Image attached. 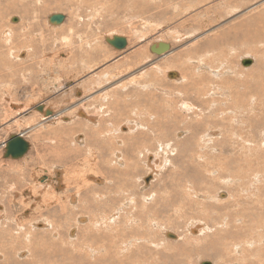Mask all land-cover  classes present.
<instances>
[{"label": "rangeland", "instance_id": "obj_1", "mask_svg": "<svg viewBox=\"0 0 264 264\" xmlns=\"http://www.w3.org/2000/svg\"><path fill=\"white\" fill-rule=\"evenodd\" d=\"M10 1L11 0H9V1L8 0L7 1L6 0H0V12H2V13H0L1 14V16H0V24L1 25L5 24V22L7 20L8 21L11 20L9 22L10 25L13 22L18 23V18L19 19L22 18V20H26V19L30 20L31 18L34 17V11H35L36 16L38 18V22L40 23L38 25V27L40 29H37V32L44 33V38H47L48 30H52L49 26V25H52L48 21L49 17L52 15H55V14H60V15L64 16V21L59 25H53V26H61L65 22V26H64V24H63L64 27L62 26L63 28L66 29V26H72V28L75 30V27H77V34H79L81 36L83 35L82 37H84V36L89 37L87 39V41L88 42L89 41L95 42L96 46H98V45L103 46L101 48L102 51L100 53L101 54L100 59L96 58L97 60H94V58H92L93 56L89 57V59H88V54L90 52V49L87 53L86 50H88V48L85 47L84 50H82V52L79 53V54H81L80 56L78 53H77L78 55L76 54V56H77L76 59L78 58L77 60L81 63L80 64L77 63L74 65L73 62L74 61L76 62V59H71L70 55L69 56L67 55V54H69L68 47H70V46H62L63 43H60L61 41H58L60 39L56 40L55 37H53V38L51 37V38H48L45 42V45H43L44 51L41 50L40 54L37 55L39 63H41V61H43L42 66H40V65L39 66L37 65L35 67L31 66V67L25 68L23 70H19L20 68L17 69L18 67L16 68L17 70H14L15 69L14 68L13 69L14 77L12 78V81H13L12 85L7 83L6 78H8V75L2 74V76H0L1 77L0 78V211L2 212L3 208H4V210H5V208H7V210L10 209L9 211L14 213V215H13L11 212L8 211L9 216H8L7 220L5 219L6 215L4 216V214H6V213H3V212L0 213L2 216V218H0L1 219L0 225L3 224L4 221H5V223L9 224L11 219H16L17 217L18 218L21 217L22 221L20 223L23 222L24 225H28V223L30 225L32 223L30 225V226H32L31 229L32 230L38 229L39 232L37 230L32 232V234H37V235H35L36 238H39V240H41V239L45 240V242H47V243L51 238L54 239V241H55L54 246H53L54 248L52 247L53 242H54L52 239H51L52 242L50 240L48 243L50 245H47V246L52 247L50 249H55L57 246L58 250L60 249V250H63V252L64 251L66 252L63 255L64 257H62L61 255H56V254L54 255L53 254L54 256H50L49 259H45L44 261H42V263H39V264H75V263L76 264H85L86 262L88 264V263H90V262H88V260H91V263H92L95 260V258L93 257L94 253L90 252V249L83 248L84 246L82 245V243L85 241V238L87 239V237L89 236L88 234L93 235V232H96V231L99 232L100 231L102 233V231H103V235H104V233H105L104 229L102 230V228H101V230H100L99 228L94 227L93 226L94 223L91 222L92 219L98 220V217L101 215V213L98 214V217H95L91 213L84 214V216H83V214H80L79 212L74 213V212L68 211V215H70L72 213L75 215H73V214H72V216L70 215L72 218L68 217V215H67L65 218L62 216L63 213H61V212L59 213L60 210L56 211L59 214L56 213V216H55V214H54L55 211L50 209L49 212H45V210H43V211L40 210V212L42 211L41 212L42 215H41V213H39V211H32L34 213H32V212L24 213L25 214L24 215V214H21L23 211H22V208L19 207L20 205H18L20 202L24 201L23 198L18 199L19 201L15 200L12 203H9V202L6 203L7 199L8 198L10 199V197L14 193L11 191V194L8 195L9 188H12L17 194H22L23 193L22 191L27 192L28 187H30L29 178H30L31 173L36 171V169H40V168L46 169L51 174L55 173V171L62 174L60 179L63 181V180H65V178H67V179H71V178L75 179L76 178V180H77V176H79V175L84 176L85 175L84 173H90V171L92 170V165L90 167V170H87L89 168V166H86V165L90 162L95 164L96 163L95 160L97 161V163L95 164V166H97V168L99 167V169H102L104 165H103V162H101V158H102L101 154H98L99 152L97 151V154H95L94 156L91 154L92 156H90L89 151H86V149H85L87 147L86 144L84 145V147L80 146L79 147L80 150L75 149L74 147L69 145V140H68L69 137L73 138L75 136V134L76 133L79 134V132L81 135H82V133H83V135H85V132H81L82 131L81 130L82 125L77 123L78 120H76V121L74 120L72 123H70V125H71L70 131H67V130H69V129H67L64 131L65 134L61 135L60 131H58V132L57 131L53 132V131L55 130V128L58 129L63 124H60V125L57 124L56 126L55 125L51 126L50 125L51 122H44V124H42V126H37L39 124V122H41L40 117L38 115L41 112L37 111L34 108L35 106H38L40 104H44L45 106L47 105L46 108L48 107V109H50L51 111H54V113L57 112L56 114H58V112L59 113L62 112L63 109H68L66 112L61 114V115H64L65 117H68L69 114L71 113V111L74 109L73 106L78 101V99H80V98L82 99L84 97L83 100L86 98L84 100V102L90 106V107L86 106V108L89 110V112L91 114L93 111V107H94V105H93L94 101L92 98H93V96H95V94H101V96H103L102 95L103 93L114 90V89L120 87L122 84L127 83V81L129 79L136 78L138 76L141 77V79L143 81L146 80V82H144V83L150 82V80H152V79H154V80L157 79L158 85H159V83L162 84L161 89H166V88L168 89V87L174 86V85H167L166 81L167 80L172 81V80L177 79L176 77L172 78V79L169 78L168 74L171 72H175V71L177 72V74L180 73L181 71L179 69H181V68L184 69V64H185L184 61L187 59V57L189 58L190 56H192V58L194 59L193 60L194 66L199 67L200 66L199 63L198 64L195 63L196 57L200 58V60L204 64H207L206 60H207V56H208L209 60H213L212 64L214 67H218L219 69L220 68L223 69V70H221L222 71L221 73H223L222 77H225L223 80L231 79V80H229L231 83H232V81L236 82V83L234 82V84H231L233 86L232 88L234 89V91H237L236 93H238L242 89L241 92H239V93H243L242 94V95H244L243 97H246L245 94H248L250 89H252L253 91L250 92V95H254V97H252L253 100L255 98L258 99V100H254V103H253L254 106L252 105V107L250 106V108H248V107L243 108L241 106V108L239 109V114L240 113L242 114V111H241L242 109L245 112H243L242 115L241 114L239 115L240 118L238 117L239 118L238 121H243V122L245 121V122H247L246 124L251 123L250 125H253V126H251V129L242 133V131H240L241 129H239L240 125L238 124L237 121H236V124L233 126L234 127L233 129L234 130L239 129L238 130L239 132L237 131L234 134L235 139L243 137L241 134L244 135V133H245L244 137L247 136V138H248V135H249V139L254 138V141L253 140H251V141L256 142V143H252L249 145L253 146L256 144L255 145L256 149H258L260 147L262 148V149L260 148L261 150L259 149L260 151H258V150L253 151L252 156L244 155L245 153H243V152L246 149H242V148H240V146H239V151L241 152V150H243L242 154L239 151L237 152V154H238L237 156H242L243 160H246L247 158H251V159L254 158L253 160H255L256 157H259L256 159L259 161L255 160L256 164H254V165H256L257 168L260 169V167H258V166L263 163L262 160L264 157L263 145L258 144L261 142V140L263 141V139H264V137H262V133H261L264 130V109H263L264 108V87L262 86V85H264V79L262 81L258 75H254V73H251V72H254L255 71L254 69H256V70H258V72L260 74H262L261 77L264 78V72L262 71V70H264V68L262 69V67H264V65H263L264 60H262V58L264 59V37L263 38H262V36L257 37L255 35H254L255 37L253 35L250 36L246 31L247 30L246 27H249V26L254 27L255 26L254 22H257L259 19H264V0H230L229 3H224L228 0H205V3L203 5L198 6L197 8H194L191 11L183 12V13H182V9L180 7H188V6L190 7L196 3V0H181L177 9H174L172 6H167V4H163L161 2V0H158L159 4L155 7H160V10H158V9L155 10L154 9L155 3L154 2L151 3V2H149V0H90V1L89 0H87V1H84V0H26V1L21 0L22 3L26 2L29 5V7L26 11L23 9L25 12H20L19 10H13V9L12 10H6L4 7L7 5L11 6ZM95 1L97 2L96 4L94 3ZM18 5H21V3L14 4L15 7H17ZM46 5H49L50 9H48ZM161 5H163V6H161ZM233 5L238 6L239 9H237V11H232V8L234 7ZM161 7H163V9H161ZM229 7H230V9H229ZM3 8H4V10H3ZM92 9H93V11H92ZM95 10L98 12H96ZM206 12H207V14H206ZM227 12L229 14H227ZM94 13H96V14H94ZM10 15H11L12 19H11V17H9ZM99 15L101 17H99ZM237 15H240V16H237ZM217 16L220 17V19H218ZM8 17H9V19H7ZM45 19L47 20V24H46ZM92 20H93V22H92ZM252 20H254V21H252ZM84 22L86 23V25L84 24ZM194 23H195V25H194ZM45 24L47 25L48 29L45 28ZM235 24L237 26L239 25V27H237ZM63 28H60L54 32H57V33L62 32ZM239 28H242V29H240L241 35L238 32ZM65 29H63V31ZM78 29H81V30H78ZM86 29H88L86 31V33L88 35L83 34V32L85 33ZM59 30H61V31H59ZM244 30H245V32L242 33L241 31H244ZM64 32H65V34H67V35L64 34L65 37H67L69 35V31H64ZM235 32L237 33V35L235 34ZM50 33H52V32H50ZM218 33H219V39L216 41L211 40V39H213L212 35L213 34L216 35ZM112 35L126 38L127 39L126 40L127 46L122 50H116L113 47H111L110 45H108L106 43V41H104V38L106 39V37H109V38L114 37ZM222 35H224V38H222ZM234 35H236V36H234ZM53 36H56V35L53 34ZM240 36H242V37H240ZM243 36L246 38L244 39ZM239 37L241 39L242 38L243 39L241 40ZM250 37H252V38L254 37V38L251 39ZM70 38H72L71 43H74V45L73 44L72 45L75 47V45H77V42H75L76 36H73L71 34ZM138 38H139V40H137ZM130 39H131V42H130ZM255 39H256V41H255ZM134 40H135V42H134ZM208 40H211L210 43H214V46H204V44ZM20 41L23 44L29 43L27 39L26 40H20ZM159 41H162L163 43H166L169 45V48H170L169 52L170 53L168 55H164L165 57H163V55H155V54L150 52L149 44L156 45V43H158ZM193 42L196 46L193 44ZM227 42H228V44H227ZM242 42L244 45L242 44ZM218 44H220V45H218ZM95 45H93V47ZM34 46L39 50L41 49V45L38 43L34 44ZM253 48L255 49V51ZM24 49H27V48H24ZM60 50H62V51H60ZM64 50H66V51H64ZM192 50H193V53H192ZM131 51H136V52L139 51V55L136 59H132L129 62L127 61L126 64H128V65H126L124 58ZM171 51H172V53H171ZM179 52L180 53L182 52L184 54L185 58L182 56L183 54L182 53L180 54ZM141 53H142V55H141ZM55 54H57L58 56H56ZM143 54H144V56H143ZM173 55H175V59H178V61H180V62L175 63L174 64L175 66H173L174 67L173 69L166 70L168 67L166 65H164V63L169 62L171 60V57H172V59H174ZM23 57L21 58L22 59L21 61H13V60H9V59L8 60L13 62L14 65H18L19 62H25L26 64H30L32 62L31 57H29V58L25 57L24 59H23ZM79 57H81V58H79ZM167 57L169 59H167ZM181 57H183V58H181ZM56 58H58V59H56ZM91 58L93 59L94 62L92 61ZM243 58L244 59H249V58L252 59L254 64L251 63L252 65H250L249 67H243L241 64V59L244 60ZM258 58H260L261 60L259 59V61H258ZM68 60H70L71 62L67 63ZM82 60H83V62H82ZM56 61H58V63ZM222 61H224V62H222ZM65 62L67 64H65ZM90 62H93V63H90ZM89 63L92 65H90ZM95 63L97 66L95 65ZM221 63H222V66H220ZM85 64L87 65V67L93 66V69H95V70L92 71V74H91V72L86 73V69H85V67H83V66H85ZM181 65H183V66H181ZM27 66H29V65H27ZM128 66H131V67L133 66V68L131 70H127ZM180 66H181V68H180ZM74 67L76 69L77 68H79V69H77V70L73 69ZM97 68H98V70H97ZM177 68H179V69L176 70ZM200 68L201 67H199L198 70H197V68H196V70L194 68L195 74H198L199 72H203V71H205V72H203L204 74L207 72V70L201 71ZM245 68H247V69H245ZM157 70H159V72H157ZM214 70L218 71V69L216 70V68ZM11 71H12V69H11ZM98 71L100 74H97ZM100 71H102V72H100ZM122 71H124V72H122ZM149 72L150 73L152 72V73L150 74ZM103 73L107 74V78L106 79L102 78L99 81L100 83L98 84L97 87L100 89L98 90L97 87L94 88V85H92V87H91V85H89V80H92L93 79L92 77H94L93 80L98 81L99 79H97V77H99V76L101 77V75ZM227 73H229V74H227ZM69 74H70V77H69ZM58 75H59V78H61V77L63 78V79L61 78L59 80V83H58L60 89L63 90V88L66 87V89H64V91L67 90L69 92L71 91V88H72V90H80L81 95L77 96L78 98H76V99H69L68 101H63L62 98H60L61 96L59 95L61 93L60 89H57L56 87L54 89L53 88L48 89L45 85L48 84V82L52 79V77L54 78ZM81 76H83V77H81ZM162 76H163V78H162ZM3 77H5V78H3ZM67 77H69L70 79L69 78L67 79ZM154 77H157V78H154ZM222 77H221V79H222ZM4 79H5V81H4ZM84 80H86L85 81L86 83L82 82ZM260 80L262 81V83L260 82ZM163 81L166 82L165 83L166 86L164 85ZM67 82H68V84H67ZM119 84H121V85H119ZM63 85H65V86H63ZM86 85H89V86H86ZM240 85H242V88L239 87ZM260 85L262 86V88L260 87ZM69 86H70V90H69ZM234 86H235V88H234ZM244 86L247 87L249 89V91L244 90ZM73 87H75V88H73ZM84 87H86L85 89H87L88 91H85ZM257 87H258V89H257ZM101 88L102 89L104 88V89L102 90ZM107 88H108V90H107ZM237 88H239V89H237ZM133 89L134 88L129 87V89H128L130 91L129 94L135 90V89L134 90ZM147 92L148 93H154L155 92L153 94V95H155V97L153 98V99H155V100H153L155 104L152 101V104H154L152 106L155 107L156 109H157V106H158V108H159V106H162V107L174 106V100L178 98V97L175 98L174 94L170 95V92H169L168 93L170 95L169 100H171L172 101L171 103H173V105H170V104H165L166 103L165 99H163V100L161 99V96L165 97V98L167 97V95H164L162 92H159V91L156 92L155 90L152 91L151 89H149ZM258 92H261V93H258ZM117 93H118V95H120L119 94L120 92L117 91ZM136 94H138V93H136ZM158 96H160V97H158ZM183 98L189 99L190 101L191 100L194 101L193 95L188 94V93H187V95L183 96ZM141 99H143L142 96H141ZM6 100H7V102H6ZM108 100L109 99H107V101ZM97 101H99V103H102L103 106L107 102V101H102L101 98L98 99ZM256 101H258V103L260 105ZM67 102H69V103H67ZM99 103H97V104H99ZM147 103L148 102L145 103L146 104L145 106L149 107L148 105H150V104L149 103L147 104ZM12 104H18V105L24 106L25 108H27V110L31 111V115L26 116L24 113L22 114L23 116L18 115L19 113H15L16 109H13L12 107H10ZM64 104H67V105H64ZM256 104H258V106L260 108L258 106H255ZM63 105H64V107H63ZM220 106L222 107L223 105L220 104ZM230 109H231V107H230ZM230 109H229V111H232ZM250 109H252V111H249ZM253 109L254 110L256 109V110L253 111ZM220 110H223V107ZM164 111L166 114L171 113L169 109H164ZM248 111L251 114L248 113ZM83 112H82V114H83ZM246 112H247V114H245ZM254 112H256V113H254ZM94 113L95 112H93V114ZM159 113H160V116L162 117V115H161L162 111ZM32 114H33V117L35 119H33ZM114 114H116V115L114 116V115L108 114L106 117L108 119H111V121H112L111 122L112 126L110 127L113 129V132H114L112 134V136H113L112 138L116 139V138L120 137V134L119 135L117 134L118 132H117V128H116V127H118V123L120 121H123V120L124 121L122 123H125L126 121L128 122V119H134V118L131 114L127 118H124V116L122 118H119V115H118L119 113L115 110H114ZM248 114H249V116H248ZM47 117H49V116H47ZM243 117H245V118L248 117V118H246V120H245V118H243ZM13 118L14 119L16 118V119L14 120ZM17 118H19V119H17ZM79 118H83V116L79 117ZM252 118H253V120H252ZM36 119H38L39 121ZM101 119H102V117H101ZM153 119L154 118H152L151 120H153ZM158 119H159V117H158ZM249 120H250V122H249ZM202 121L205 124H207L206 127L208 128L210 125L208 123V121H206L203 118H202ZM189 123H190V120L187 122L175 121L173 119L166 120L162 124V128L160 130L164 138L158 137V138H160V140L157 142V148H156V143H155L157 140V131H155L152 134L151 138L144 139L137 146L138 151L132 152L131 150H129L128 158L131 159V160H129V164L131 166H132V163L134 164L135 173L133 174V176H136V177L141 176V177H139L140 180L139 179L136 180L138 182L140 181L139 183L138 182L137 183L140 184L141 187L142 186L145 187V184L143 182V178L145 177L147 170H148L147 166L145 165V162H147L148 158H149L148 154H146V152L158 155V157H159L158 159H159V161L161 160L160 162L162 165V166H159L160 168L157 171V174L150 181V184H152V185H150V187L148 185V186H146V188H144L142 190L143 191L142 193L145 196L147 194H148V196L153 195V198H154V199L150 198L151 203L148 205V207H152L154 209V211H153V209L152 210L150 209L148 211L147 217H152L153 214L156 212L157 214L156 213L155 214L157 215V217L159 216L158 218L156 217V222L158 220V222L161 223L159 225L161 229H158V227L156 229H155V227H153L151 229L149 227L152 230V232L154 233V234L152 233V235L155 236V238L151 239L152 241L151 240L150 241L154 245H157V247L150 244L149 241H146L143 243L141 241L138 243L135 242L134 245H140V247L142 249H135V251H134L133 248H135L136 246L129 249L130 251L133 249L132 250L133 253H136L137 251L140 252V255L138 256L140 259L139 258L136 259L133 257V260L135 262L134 264H147V262H148V264H151V263L152 264H162L164 262H165L164 264H167V263L172 264L175 257L176 258L182 257L181 254H182L183 250H180L181 247L187 248V246H189V244H188L189 241L184 242L185 239H187V240L189 239L188 236H192V235H188V233H187V224H189L190 221L194 219V220H201L209 226V221H208V219H205V216L201 210L200 211L196 210L191 205H185V204H183V202L176 200V194L179 192V190H178V192H176L177 190H175V189H178L180 183L183 182L182 180L184 178L185 179L187 178V176L184 175V174H186L184 169H186V166L188 164L187 163L188 159L186 160L185 155H184L185 157H182L183 152L181 151L180 148L177 149V151L175 150V148L172 146V144H173L172 142L170 143L171 145H170L169 149L168 148L165 149L164 147H165V143L169 142L170 139L172 140V136L176 140L177 139L183 140V139L187 138L188 136H190L194 130V133L196 135H198L199 137H201L200 142L202 143V145H203L202 147H203L204 151L206 152V157L204 159V162L206 161L209 164H212L213 166L209 165L211 167H216V166L218 167L219 165H216V164L220 160V148L218 151V148H217L218 143H214V144H211V143L213 141H216V140H221V139H223V137L220 138L222 135L218 129L211 130L210 131L211 133H209L207 135V140H210V141H204L203 137H204V134L206 133V132H204V128L201 126H196L193 122H192L193 128L186 126V125H190ZM143 124L146 125V123H143ZM74 125H77V126L74 128ZM78 125H80V126H78ZM34 126H37V127H34ZM181 126H184V132L182 133L180 131L179 133L175 134V131L177 129H180ZM45 127H46V129H45ZM77 128H78V130H76ZM209 129L210 128H208V131H209ZM44 130H46V131L50 130V131L45 132ZM114 130H116V131H114ZM245 130H246V128H245ZM72 132H73V134H72ZM137 133H139V132L135 131L133 133L126 134V136L133 137V136L138 135ZM252 133L254 134V137H252ZM259 133H261V134H259ZM19 134H22L20 137L23 140H25L28 144L29 149L27 150V153L25 155H23L21 158L16 159V160L11 159V158L5 159L3 157L5 150L3 147L1 148V146L4 145L9 140V137L19 136ZM237 134L239 137L236 136ZM258 134H259V137H258ZM85 136H87V135H85ZM244 137H243V139H244ZM55 138H62V139L61 140H55ZM259 138L261 140H259V142H257ZM82 139L83 138H81L79 140L80 143H81ZM65 144H66V146H65ZM158 145L162 146V150L158 149ZM244 145H246V144H244ZM60 146H61V148H60ZM64 146H65V149H69L71 153L65 152V155H64L63 152L59 151L60 156H62L60 158V160L54 161L55 159L53 157H52V159H54V160H51V157H50L51 155H49L48 153L50 151L54 152L55 149H57V151H58V149L63 151ZM89 146H90V144H89ZM117 146H118V148H125L124 146H119V145H117ZM255 146H253V147H255ZM57 151H56V153H57ZM256 151H258V152L256 153ZM254 152H255V154H254ZM130 153H132V154H130ZM258 153L261 155H259ZM256 154H258L259 156H254ZM105 155H104V157L107 156V155L106 156ZM42 156H44L45 160H43V161L38 160ZM228 156H230V155H228ZM261 156H262V158H261ZM46 157H48L47 160H46ZM146 157H147V160H145ZM236 157L232 161H235L236 163L239 161L241 163V166L246 164L248 167H247V169H246L247 171L245 173L249 172L251 174V171H249L250 166L247 164V161H243L240 159L237 160ZM244 158H246V159H244ZM260 159H262L261 162H260ZM150 161H151V159H150ZM232 161L230 160V163H232L230 165L233 166L232 172L234 171L233 173H235V174L233 175V173L231 171H226L227 174H229L228 177L229 176L233 177V176L237 175L238 172L236 173V170L238 171L240 169L239 167H235L236 165H233L234 163ZM185 162H186V164H185ZM239 162L237 164H240ZM263 165L264 164L261 165V168L263 167V169H264ZM256 166H253L254 169ZM253 167H250V168H253ZM257 168H256V171H259V170H257ZM19 169L22 170L20 172L21 174L17 173V171H19ZM52 170H55V171L52 172ZM210 171H215V170L211 169ZM75 173L77 174V176ZM149 173H151V172L149 171ZM222 173H224V172L223 171L220 172V174H222ZM14 175H16L17 178H19V180H21L19 182V183H21L19 186H15V183L13 182ZM153 175H154V173L152 172L151 176L153 177ZM188 175H190V174H188ZM23 176H25L26 179H24ZM62 176H64V178H62ZM72 176H74V177H72ZM97 176H99V175H97ZM99 177H100V181L102 182V185L104 186V184H106V180L102 176H99ZM182 177H183V179H182ZM21 178L24 179V182H23V179H21ZM25 180H27V181H25ZM180 180H181V182H180ZM66 181L67 180H65V183H67ZM136 181L134 180L133 182L136 183ZM216 181H217V186H218L219 191L221 189L222 190L220 192L219 191L217 192L213 186H210L212 195L209 194V197L212 199L213 194H215V196H216L215 202L213 199L212 200L210 198H208V199L203 198L202 199V197L198 198L197 202L199 204H203V205L198 204L199 207L208 206L209 204L211 206L214 205L215 211L211 210L214 208H212L210 205H209V207L211 209H208L206 207L208 209V211L207 210L206 211L208 212L207 214H210L212 217H214L215 221L218 223L219 214L222 213L219 210V205L220 206H222L221 204H223L224 206L228 205L232 201V198L230 199L229 197H231V196H229V194L223 189V187H225V186L222 183V181L221 180L220 181L216 180ZM24 183H25V186H24ZM63 183H64V181H63ZM138 184H133L134 188H132L131 192H129L131 196L134 192L137 191V187H138L137 185ZM70 185L73 186L72 183ZM21 186L23 188H19L17 191L15 190ZM256 187H259V185H257ZM82 190L83 189H81L80 191L81 192L85 191V190H83V191ZM146 190H148V192ZM149 190L151 192H149ZM19 191H20V193H19ZM255 192H256V190H255ZM218 193L223 195V197L225 198V201L221 204H219V196H218L219 194ZM165 194H168V195H166V197H167L168 201L169 200L171 201V203H169V205L172 204V206L168 209H166V207L162 205V201H166V197H165V199L164 198L162 199V197H164ZM173 197H174V199H172ZM3 200H4V202H3ZM152 200L156 201L155 206H151V204L153 202ZM31 201L32 200H30V202ZM207 201H210V202H207ZM251 201H252V199L251 200L250 199H244L245 204H248V203L251 204ZM225 202L226 203L228 202V204H226ZM207 203H209V204H207ZM244 203H242L243 205L241 207L246 206V205H244ZM77 205H78V202H77ZM157 205H158V207H157ZM12 208H14V209H12ZM161 209H163V210H161ZM158 210H159V212H158ZM19 211H21V212H19ZM73 211H75V210H73ZM166 211H168V212L166 213ZM52 214H54V215H52ZM60 214H62V215H60ZM26 216H28V218ZM51 216H53L54 218ZM60 216H62L63 218ZM73 216H75L77 218H75ZM33 217H35V218H33ZM164 217H165V219H164ZM38 218H40V219L38 220ZM50 218H53V219H51V222L55 221V222H57V224H58V221L59 222L61 221L60 222L61 224L59 225L61 228L60 229L56 228V229L52 230L54 227H51L52 229L50 227H48L46 230H44V229L41 230L40 229L41 227H39L40 226L39 224H42V223H40V222L49 223ZM67 218H69L70 220ZM81 218H84V221L80 223L79 220ZM89 218H90V220H88ZM160 218L162 219V221ZM24 219H25V221H24ZM31 219L33 221L37 220L38 222H33ZM56 219H57V221H56ZM64 219L66 222L68 220L69 223L62 221ZM252 219H254V217ZM97 220H95V222ZM77 223H78V225H77ZM122 223L124 224V222H122ZM67 224H70V225H67ZM143 224H144V222H143ZM143 224H142L141 228L137 230L138 232H136V233H138L140 235L143 234ZM82 225H83V227H82ZM29 227L26 226V228H28V229L25 228L26 231L29 230ZM33 227H36V228H33ZM86 228L87 229L89 228L88 229L89 231H86L87 230ZM48 230H49V232H48ZM56 230L58 233L56 232ZM70 230L71 231L77 230V232L74 231L75 233H74L73 237L72 236L70 237V235L68 234ZM50 231H52V232H50ZM164 231L166 233H170V235L172 234L174 236V239H170L168 237H165ZM29 232H30V230H29ZM145 232H148V231L146 230ZM49 233H50V235H49L50 237L47 235ZM54 233L58 234V236L55 235ZM76 233H78V234H76ZM51 234H54L55 236L51 235ZM80 236H82V239L80 238ZM193 236H195V235H193ZM45 237L48 238L47 239L48 241H46ZM57 237H60V238H58V242L56 241ZM249 237L250 236H244V238L242 237L241 241H246L247 238H249ZM198 238H199L198 244H205L206 243V240H207L206 238H204V237H198ZM61 239L62 240L64 239V241H62ZM182 239H183V242H182ZM75 240H76V242H74ZM208 240L210 241V239H208ZM78 241L81 243V245L78 243ZM166 242L176 244V247L179 249H171L170 247H166V245H167ZM57 243H59L61 247H58L59 245ZM70 245H72V246H70ZM178 245H180V246H178ZM25 247H26L25 251L27 253H29L28 250H30V249L27 246H25ZM48 249L49 248H47V250ZM261 249H263V250H261ZM86 250H89V251L86 252ZM129 250H127V251H129ZM25 251H23V252L20 251V252L24 253ZM83 251L85 252V254ZM173 251L175 252L176 255L174 254ZM48 252L51 253L49 250H48ZM55 252H58V251H55ZM73 252H75L76 255H74ZM121 252H123V250H121ZM121 252H119V253L122 254V256L116 251V253L119 254V255L117 254V257H119V256L123 257V258L119 257L122 260V259H124V256L126 257V255L124 254V252L123 253H121ZM156 252H158V253H156ZM260 252H261V254H260ZM21 253H19V254H21ZM27 253H25V254H27ZM151 253L153 254V256ZM80 254H82V255H80ZM239 254H240V257L238 258ZM27 255H24V257H20V258L18 257L17 260H22V262H26L27 260L26 259L24 260V258H29V257H27ZM85 255H86V257H85ZM263 255H264V241L259 239L258 242L253 246L242 245L240 248V251L237 254L230 253L231 258H229V259L231 262H229L228 264H241V263H244V264H253V263L254 264H264V256ZM147 256H148V258H147ZM141 257H142V259H141ZM151 257H153V259H151ZM143 258L145 260H143ZM154 258H156V261ZM203 258H206V257H203ZM261 258H263V259H261ZM74 260H76V261H74ZM159 260H160V262H159ZM187 260H188V263H190V264H200V262L201 263L205 262V263H209V264L210 263L211 264L222 263L221 258H220V263L217 259H211V258H207V259L201 258L200 259L199 252L197 250H192V253H190L187 257ZM237 260H238V262H241V263H238ZM262 260H263V262H262ZM0 261L2 262L1 256H0ZM107 262H104V263L107 264ZM184 264H186V263H184Z\"/></svg>", "mask_w": 264, "mask_h": 264}, {"label": "bare ground", "instance_id": "obj_2", "mask_svg": "<svg viewBox=\"0 0 264 264\" xmlns=\"http://www.w3.org/2000/svg\"><path fill=\"white\" fill-rule=\"evenodd\" d=\"M24 1H26V0H24ZM84 1H87V0H84ZM10 2H11V6L7 5V6L4 7L6 10H12L13 9V10H19L20 12H25L28 9V7H29V5L26 2L22 3L21 0H11ZM149 2H151V3L154 2L155 3L154 4V9L155 10H157V9L160 10V7H155V6H157L159 4L158 0H149ZM161 2L163 4H167V6H172L174 9H177L179 4H180V2H181V0H161ZM229 2H230V0H228V1L224 2V3H229ZM16 3H21V5H18L17 7H15L14 4H16ZM94 3L96 4L97 2L95 1ZM204 3H205V0H196V3L194 5H192L190 7L188 6V7H180V8L182 9V13L183 12H188V11H191L192 9H194V8H197L198 6L203 5ZM46 6H47L48 9H50L49 5H46ZM161 6H163V5H161ZM4 8H3V10H4ZM93 9H92V11H93ZM161 9H163V7H161ZM229 9H230V7H229ZM237 9H239V7L238 6H234L232 8V11H237ZM96 12H98V11H96ZM0 13H2V12H0ZM94 14H96V13H94ZM206 14H207V12H206ZM227 14H229V13L227 12ZM0 16H1V14H0ZM237 16H240V15H237ZM9 17H11V15ZM9 17L7 19H9ZM99 17H101V16L99 15ZM217 18L220 19V17H218V16H217ZM11 19H12V17H11ZM7 21L3 25L0 24V76H2V74L8 75V78H6L7 79V83H9L11 85H12V82H13L12 78L14 77V72H13L14 68H15L14 70H17L19 68H20L19 70H23V69L31 67V66L32 67H35L37 65L38 66L39 65L42 66V62L43 61H41V63H39L37 55L40 54L41 50L44 51L43 45H45L46 40L48 38H51V37L52 38L55 37L56 40L60 39L58 41H61L60 43H63L62 46H70V47H68L69 54H67V53L66 54L68 56L70 55L71 59H76V57H77L76 54L77 53L78 54L81 53L82 50H84L85 47L88 48V50L85 49L87 51V53H88V51L90 49V52L88 54V59H89V57H92V56H93L92 58H94V60H97L96 58H99V59L101 58L100 57L101 56L100 53L102 51L101 48L103 46L102 45L96 46L95 42H90V41L88 42L87 41V39L89 37H86V36L82 37L83 35L81 36V35L77 34V27H75V30L72 28V26H66V29L63 28L65 26V22L63 23L64 26H63V24L61 26H53V25H49L48 24L52 30H48L49 33L47 32V34H48L47 38H44V33L37 32V29H40L38 27V25L40 23L38 22V18L36 16V12L35 11H34V17L31 18L30 20H27V19L26 20H22V18L21 19L18 18V23L13 22L11 25L9 23L11 20H9L8 22ZM45 21H46V24H47V20L46 19H45ZM252 21H254V20H252ZM263 21H264V19H259L257 22H254V25H255L254 27H250V26L246 27L247 28V30H246L247 33L250 36H252V35L253 36L255 35L257 37H261L262 36V38H263L264 37V27H263L264 26V22ZM92 22H93V20H92ZM46 24H45V28L48 29ZM84 24L86 25L85 22H84ZM194 25H195V23H194ZM237 27H239V25ZM60 28L65 29L64 31H69V35L67 37H65V35H67V34H65L63 29H62V32H59V33L54 32V31H56V30H58ZM240 29H242V28H239L238 32L241 35ZM78 30H81V29H78ZM87 30L88 29H86L85 33L83 32V34L88 35L86 33ZM59 31H61V30H59ZM50 32H52V33H50ZM241 32L244 33L245 30L241 31ZM53 34H55L56 36H53ZM71 34L73 36H76V41H75V42H77V45H75V47L77 46L76 48L73 46L74 43H71V40H72V38H70ZM235 34L237 35L236 32H235ZM236 35H234V36H236ZM112 36H114V35H112ZM212 37H213V39H211V40H215V41L218 40L219 39V33L216 34V35L213 34ZM240 37H242V36H240ZM222 38H224V35H222ZM243 38L245 39L246 37L243 36ZM250 38L253 39L252 37H250ZM26 39L29 42L27 44H23L20 41V40H26ZM106 39H111V38L106 37ZM106 39L104 38V41ZM125 40H127V39L125 38ZM137 40H139V38ZM211 40H208L207 42L205 41L206 43L204 44V46H214V43H210ZM255 41H256V39H255ZM130 42H131V39H130ZM134 42H135V40H134ZM36 43L41 45V49L40 50L37 49L34 46V44H36ZM159 43H163V42L159 41L158 43H156V45H158ZM193 44H194V42H193ZM227 44H228V42H227ZM242 44H243V42H242ZM93 45H95V46L93 47ZM218 45H220V44H218ZM151 46L152 45L149 44V49H150ZM24 48H27V49H24ZM60 51H62V50H60ZM64 51H66V50H64ZM169 51H170V48H169ZM169 51H167L166 53L162 54L163 57H165L164 55H168L170 53ZM254 51H255V49H254ZM171 53H172V51H171ZM192 53H193V50H192ZM55 55L58 56L57 54H55ZM80 55L81 54H79V56ZM138 55H139V51L138 52L131 51L124 58L125 64H126L127 61L129 62L132 59H136L138 57ZM141 55H142V53H141ZM143 56H144V54H143ZM173 56H174V59H172V57H171V60L169 62L164 63V65H166L168 67L166 70L173 69L174 68L173 66H175L174 64L180 62V61H178V59H175V55H173ZM182 56L184 57V54ZM22 57H23V59L25 57H28V58L31 57L33 63L31 62L30 64H26L25 62H19L18 65H14L13 62L9 61V60L21 61ZM183 57H181V58H183ZM79 58H81V57H79ZM56 59H58V58H56ZM77 59H76V62L75 61L73 62L74 65L77 64V63L78 64L81 63ZM167 59H169V58L167 57ZM259 59L260 58H258V61H259ZM193 60L194 59L192 58V56H190L189 58L187 57V59L184 61V63H185L184 64V69L181 68V66H183V65L180 66L181 69H179V68L176 69V70L179 69L181 71L180 73H178L179 75L177 74L176 71L175 72H171V73H175L176 74V78H177L176 80H172V81L167 80L166 81L167 83H166V82H164L165 80L163 79L164 80L163 81L164 85H165V83L167 85H174V86H170L171 88L168 87V89L167 88L166 89H161L162 88L161 87L162 84L159 83V85H158L157 79H155V80L152 79V80H150V82L144 83V82H146V80L143 81L141 79V77L138 76L139 78L138 77L131 78V79H129L127 81V83L122 84V85L119 84V85H121L120 87H118L116 89L113 88L114 90H111L109 92L103 93L102 94L103 96H101V94H95V96H93V98H92L93 101H94V104H93L94 107H93V111H92L91 114H90L89 110L86 108V106L88 107L89 105H87L84 102V100L86 99L85 98L83 100L84 97L82 99L81 98L78 99V101L73 106L74 109L71 111L70 114L68 113L69 114L68 117H65L64 115H61L64 112H66L68 109H63L62 112H60V113L58 112V114H56L57 112L54 113V111H51L50 109H48V107L46 108L47 105L45 106L44 104H40L38 106H35L34 107L35 109L37 107H39V106L43 107V111L38 114L39 117H40L41 122H39V124L37 126H42V124H44V122H51V124H50L51 126L52 125L56 126L57 124L58 125L63 124L64 126L63 125L60 126L59 127L60 129L59 128L58 129L55 128V130L53 129L54 130L53 132L60 131L61 135L65 134L64 131L67 130V129H69L67 131H70V126H71L70 123H72L74 120L75 121L78 120L77 123L82 125V128H81L82 131L81 130L80 131L81 132H85V135H87V136L83 135V133L81 135L80 132H79V134L76 133L75 136L73 135L74 136L73 138L68 136L69 137L68 138L69 145L74 147L75 149H79L80 146L84 147V145L86 144L87 147L85 149H86V151H89L90 156H92V155L94 156L95 154H97V151H98L99 152L98 154H101V156H102L101 162H103L104 166L102 165L103 166L102 169H99V167L97 168V166H95L97 161L94 159L95 162H96L95 164L90 162V163H88L86 165V166H89V168L87 167L88 168L87 170H90V167L92 165V170H91L92 172L90 171V173H84L85 174L84 176L83 175L77 176L78 173L76 172L77 174L76 173L75 174L77 176V180H76V178L75 179H73V178H71V179L65 178V180H67L66 181L67 183H65V180H63L64 181V183H63V181L60 179L62 174L56 172L55 170H52V172L55 171V173L51 174L46 169H43V168L36 169V171L31 173V175L29 174L30 175V178H29L30 187H28L27 192L22 191L23 192L22 194H17L12 188H9L8 195L11 194V191L14 192V193L12 194L11 197L9 196L10 199L8 198L7 202L6 201L5 202L6 203H8V202L12 203L15 200L23 198L24 201H22V202H20L18 204V205H20L19 207H21L22 211H23L21 214L30 213L32 211H39V213H41L43 210H45V212H49L50 209L55 211V213H54L55 216H56V213H58L56 211L60 210L59 213L60 212L63 213V215L62 214H60V215H62L65 218L68 215V211L74 212V213L75 212H77V213L79 212L80 214H83V216H84V214L91 213L95 217H98V214L101 213V215L98 217V220L95 219V220H97L96 222H95L94 219H92L91 222L94 223V225L92 224L94 227L99 228L100 230H101V228H102V230L104 229V231H105L104 235H103V231L101 233L100 231L99 232L96 231L97 230L96 229L95 230L96 232H93V235L88 234L89 236L87 237V239L85 238V241L82 243V245L84 246L83 248L90 249V252L94 253L93 257L95 258V260L93 259L94 261L91 263V260L87 259L88 262H90L88 264H105L104 262H107V261H108L107 264H134L135 262L133 260V257L136 258V259L139 258L138 256L140 255V252L136 250L137 252L133 253L132 250L134 249V251H135V249H142L140 247V245H134V243L135 242L138 243L140 241L142 243L146 242V241H149L150 244L154 245L151 242L152 241L151 239L155 238V236L152 235L153 232H152L151 229L153 227H155V229L157 227H158V229H161L160 226H159L161 223L158 222V220L156 222V217H157V215H156L157 213L156 212H155L156 214L154 213L152 217H147L148 216V211L150 209L151 210L153 209L152 207H148V205L151 203L150 198H153V195L152 196H148V194L146 193L147 195L145 196L142 193L143 192L142 190L144 188H146V186L149 185V187H150V185H152V184H150V181L157 174V171L160 168L159 166H162V165H161V162H160L161 160L159 161V159H158L159 158L158 155L146 152V154H148V157H149L148 161L145 162V165L147 166L148 170H147V173H146L145 177L143 178V182L145 184V187H143V186L141 187L140 184H138L140 181L139 182L136 181L138 179L140 180L139 177H141V176H137V177L133 176V174L135 173V171H134L135 167H134L133 163H132V166L129 164V160H131L130 158H128L129 150H131L132 152L133 151H138V147L137 146L144 139L151 138L152 134L155 131H157V140L155 142L156 143V148H157V142L160 140V138H158V137L164 138L160 130L162 128V124L166 120L173 119L175 121H180V122H187V121L190 120V123H189L190 125H186V126H189V127L193 128V124H192V122H193L196 126H201V127L204 128V132H206L204 134V137H203L204 141H210V140H207V135L209 133H211L210 132L211 130H216V129H218L219 132H221L222 136L220 138L223 137V139L216 140V141H213L211 143V144L218 143V145H217L218 151H219V148H220V160L216 164V165H219L218 167L217 166L216 167H211V166H213L212 164H209L206 161L204 162V159L206 157V152L204 151V149L202 147L203 145L200 142L201 141V137L196 135L194 133V130H193V132H192V134L190 136H188V137L186 136L187 138H185L183 140H181V139H179V140L177 139L176 140L172 136V140L170 139L169 142L165 143V147H164L165 149L166 148L169 149V147L171 145L170 143L172 142L173 143L172 146L175 148V150L177 151V149L180 148L181 151L183 152V156L182 157L186 156V160L188 159L187 160L188 164L186 166V169H184L186 174H187V175L186 174H184V175L187 176V178L183 179V177H182L183 180L182 179L181 180L183 182L180 183L178 189H175V190H177L176 192H178V190H179V192L176 194V200H178L180 202H183V204H185V205H191L196 210H199V211L201 210L202 213L205 216V219H208V221H209V226L205 222H203L201 220H194V219L191 220L189 224H187V233H188V235H192V236H188V238H189L188 240L187 239L184 240V242H188L189 241L188 242L189 246H187L188 249L185 248V247L184 248L181 247L180 250H183L182 254L180 253L182 255V257H180L181 259L175 257L172 264H181V263L182 264H184V263L190 264V263H188L187 257H188V255L190 253H192V250H197L199 252L200 259L201 258L202 259H207V258L217 259L219 261V263H220V258H221L222 259V263H220V264H228L229 262H231L230 259H229V258H231L230 257V253L237 254L240 251V248H241L242 245L253 246V245H255L258 242L259 239L264 241V220H263L264 219V169H263V167L261 168V165L264 164V157H263V160L260 159V162L262 160L263 163L258 166V167H260V169H259V168H257L256 165H254V164H256L255 160L257 158H259V157H256L255 160H253L254 158H252V159L251 158H247V159L244 158L246 160H243L242 156H237L238 155L237 152L239 151V146L242 149H246L243 153H245L244 155H247V156H252L253 151H255V150L260 151L262 148L260 147L261 149L260 148L256 149V146H255L256 144L253 145L255 147L249 145V144L256 143V142H253L254 138L253 139H251V138L249 139V135H248V138H247V136L244 137L245 133H244V135L241 134L244 137V139H243V137L238 138L239 140L234 138V134L239 129H241L240 131H242V133H243V132L251 129V126H253V125H250L251 123L246 124L247 122H245V121L244 122L243 121H238V119L240 118L239 115L241 114V113L239 114V109L241 108V106L243 108H245V107L250 108V106L252 107V105L254 103V100H258V99L255 98L253 100L252 97H254V95H250V92H252L253 90L250 89V91H249V89L247 87H245V86H244V90L249 91L248 94H245L246 97H243L244 96V95H242L243 93H239V92H241L242 89L238 93H236L237 91H234V89L232 88L233 86L231 85V84H234L235 81H232V83H231L229 81L231 79L223 80L225 78V77H222L223 73H221L222 72L221 70H223V69L222 68L219 69L218 67H214L213 64H212L213 60H209L208 56H207V60H206L207 64H204L200 60V58H198V57H196V60H195L196 64L199 63V65H200L199 67H201L200 68L201 71L207 70V72L205 74L203 73L205 71L199 72L198 74H195L194 68H195V70H196V68L198 70L199 67H195L194 66ZM250 60L253 63V60L252 59H250ZM262 60H264V59L262 58ZM92 61H93V59H92ZM241 61H242V59H241ZM56 62L58 63V61H56ZM69 62H71V61L68 60L67 63H69ZM82 62H83V60H82ZM93 62H90V63H93ZM222 62H224V61H222ZM67 63L65 62V64H67ZM86 64H85V66H83L86 69V73L91 72V74H92V71L95 70V69H93V66H88L87 67ZM27 65H29V66H27ZM90 65H92V64H90ZM95 65H96V63H95ZM126 65H128V64H126ZM220 66H222V63H221ZM132 68H133V66L132 67L128 66L127 70H131ZM215 68H216V70L218 69V71H215L214 70ZM263 68L264 67H262V69ZM11 69H12V71H11ZM73 69H76V68L74 67ZM77 69H79V68H77ZM245 69H247V68H245ZM97 70H98V68H97ZM159 70H157V72H159ZM254 70L255 71L251 72V73H254V75H258L261 78V80L263 81L264 78L261 77L262 74H260L258 72V70H256V69H254ZM262 71L264 72V70H262ZM100 72H102V71H100ZM122 72H124V71H122ZM97 74H100L99 71L97 72ZM227 74H229V73H227ZM69 77H70V74H69ZM69 77H67V79ZM81 77H83V76H81ZM221 77H222V79H221ZM3 78H5V77H3ZM61 78H59V75L54 77V78L52 77V79L45 86L48 89L49 88H53L54 89L55 87L57 89H60L58 83H59V80ZM92 78L94 79V77H92ZM102 78L106 79L107 78V74L103 73L101 75V77L100 76L97 77V79H99L98 81H94L93 79L89 80V85H91V87H92V85H94V88H96L98 86V84L100 83L99 81ZM154 78H157V77H154ZM162 78H163V76H162ZM261 80H260V82L262 83ZM4 81H5V79H4ZM85 81L86 80H84L82 82H85ZM67 84H68V82H67ZM65 85H63V86H65ZM89 85H86V86H89ZM262 86L264 87V85H262ZM262 86L260 85L261 88H262ZM129 87L135 89V90L133 89L134 91L131 92L130 94H129L130 91L128 90ZM239 87L242 88V85H240ZM73 88H75V87H73ZM85 88L86 87H84V89ZM234 88H235V86H234ZM64 89H66V87H64L63 90L60 89L61 93L59 94L61 96L60 98H62L63 101H68L69 99H76V98H78L77 96L81 95V91L80 90H72V88H71V91L69 92L67 90L64 91ZM97 89L99 90L100 88L97 87ZM149 89H151L152 91L155 90L156 92L159 91V92H162L164 95H167L166 98L161 96L162 100L163 99L166 100L165 104L173 105V103H171L172 101L169 100V96L171 94H174L175 95L174 97L175 98L178 97V98L177 99L174 98L175 99L174 100V106H164V107L159 106V108L157 106V109H156L155 107L152 106V105L155 104L154 101H153V100H155V99H153L155 97V95H153L155 92L154 93H148L147 91ZM237 89H239V88H237ZM257 89H258V87H257ZM69 90H70V86H69ZM107 90H108V88H107ZM85 91H88V90L85 89ZM117 91L120 92L119 93L120 95H118ZM169 92H170V95L168 94ZM261 92H258V93H261ZM136 93H138V94H136ZM187 93L193 95L194 101L191 100L192 101L191 102L189 99H184L183 98V96L187 95ZM140 95L143 97V99H141ZM158 97H160V96H158ZM100 98L102 99V101H107V99H109V100L103 106L102 103H99V101H97ZM145 101L150 104V105H148L149 107L145 106L146 105ZM152 101H153L154 104H152ZM6 102H7V100H6ZM96 102L99 103V104H97ZM256 102L258 103V101H256ZM67 103H69V102H67ZM220 104L223 105L222 106L223 110H220V109H222ZM258 104H256L255 106H258ZM64 105H67V104H64ZM64 105H63V107H64ZM10 107H12L13 109H16L15 113H19L18 115H20V116H23L22 115L23 113L26 116L31 115V111L27 110V108H25L22 105L12 104ZM230 107H231V109H230ZM164 109H169L171 113L170 114H166ZM229 109L232 110V111H229ZM114 110L119 113L118 114L119 118H122L123 116H124V118H127V117L130 116V114L134 118V119H128V122L126 121L125 123H122L124 120L120 121L121 123L120 122L118 123V127H116V128H117V132H118L117 134L118 135L120 134V137L116 138V139L112 138L113 137L112 134L114 133L113 129L110 128L112 126V123H111L112 121H111V119H108L106 117L108 114L115 116L116 114H114ZM255 110L253 109V111H255ZM46 111H50V113L52 115L50 114L51 116L48 115L49 117H47V116L45 117V112ZM161 111H162V114H161L162 117L160 116V113H159ZM241 111H242V114H243V112H245V111H243V109ZM249 111H252V109H250ZM249 111H248V113H250ZM82 112H83V114H82ZM93 112H95V113L93 114ZM254 113H256V112H254ZM245 114H247V112ZM77 115L81 116V117L83 116V118H79V117H77ZM100 116L102 117V119H101ZM248 116H249V114H248ZM32 117H33V114H32ZM158 117H159V119H158ZM19 118H17V119H19ZM152 118H154V119L151 120ZM202 118L205 119L206 121H208V123L210 124L209 127H208V128H210L209 131H208V128L206 127L207 124H205L202 121ZM243 118H245V117H243ZM246 118H248V117H246ZM246 118H245V120H246ZM33 119H35V118L33 117ZM36 120H38V119H36ZM252 120H253V118H252ZM236 121L240 125L239 126L240 128L234 130L233 126L236 124ZM249 122H250V120H249ZM143 123H146V125L143 124ZM37 126H34V127H37ZM76 126L77 125H74V128ZM78 126H80V125H78ZM78 128L76 130H78ZM245 128H246V130H245ZM45 129H46V127H45ZM50 130H47V131H50ZM44 131L47 132L46 130H44ZM114 131H116V130H114ZM135 131L139 132V133H137L138 135L133 136V137L126 136V134L133 133ZM180 131L182 133L184 132V126H181L180 129H177L175 131V134L179 133ZM261 133H262V137H264V130ZM261 133H259V134H261ZM72 134H73V132H72ZM238 134L236 135L237 137H239ZM259 134H258V137H259ZM21 135L22 134H19V136H21ZM252 137H254L253 133H252ZM81 138H83V139H82V141L80 143L79 140ZM260 138L258 139L257 142H259V140H261ZM61 139L62 138H55V140H61ZM251 140H253V141H251ZM115 143L117 145H119V146H124L125 148H118V146ZM5 144L1 146V148L3 147L4 150H5ZM89 144H90V146H89ZM244 144H246V145H244ZM258 144L263 145V148H264V139H263V141L261 140V142L258 143ZM61 146H60V148H61ZM65 146H66V144H65ZM65 146L63 148V151L59 150V149H58V151H57V149H55L54 152L50 151L48 154L51 155L50 156L51 160H54V159H55L54 161L60 160V158L62 157L59 154L60 152H63L64 155H65V152H70L69 149H65ZM158 149L162 150V146L158 145ZM56 151H57V153H56ZM242 151L243 150H241V152L240 151L239 152L242 154ZM258 151H256V153ZM130 154H132V153H130ZM254 154H255V152H254ZM258 154L254 155V156L261 155V154H259V155ZM104 155L106 157H104ZM228 155H230V156H228ZM262 156H261V158H262ZM52 157L54 159H52ZM235 157L237 158V160L240 159V160H243V161H247V164L250 167L256 166L255 169H254V167L253 168L249 167V171H251V174L249 172L245 173L247 171L246 169L248 167L246 164H244L246 167L243 165L245 167L244 168L243 166H241V163L239 161L238 162L240 164H237L238 162L236 163L235 161H232ZM47 159H48V157H46V160ZM150 159H151V161H150ZM38 160H42V161L45 160L44 156L40 157ZM145 160H147V157H146ZM230 160L234 163L233 165H236L235 167H239L240 168V169L238 168L239 169L238 171L236 170V173L237 172L238 173H237V175H235L233 177H231V176L228 177L229 174H227V172H226V171H231L232 172V170H233V166L230 165V164H232V163H230ZM256 161H259V160H256ZM185 164H186V162H185ZM209 165H211V166H209ZM256 168L259 171H256ZM211 169H214L215 171H210ZM21 171L22 170L19 169V171H17V173H20ZM149 171L151 173L152 172L154 173L153 177L151 176V173H149ZM222 171L224 173L220 174V172H222ZM188 174H190V175H188ZM234 174L235 173H233V175ZM97 175L102 176L106 180V184H104V186L102 185V182L100 181V177L97 176ZM23 177H24V179H26L25 176H23ZM72 177H74V176H72ZM62 178H64V176H62ZM21 179H23V178H21ZM24 179H23V182H24ZM133 179L136 181V183L133 182L134 181ZM181 180H180V182H181ZM216 180H218V181L221 180L222 181V183L225 186V187H223V189L229 194V196H231L229 198L230 199L232 198V201L229 204H228V202L227 203L225 202L228 205L224 206L221 203H223L225 201V198L223 197V195L218 193L219 194L218 195L219 196V204L222 205V206L219 205V210L222 213L219 214L218 223L215 221L214 217H212L210 214H207L208 213L207 212L208 209H211L209 207L210 204L207 203V204H209L208 206L199 207L198 206L199 203L197 202V199L200 198V197H202V199L203 198L204 199L210 198L209 194L212 195L210 186H213L217 192L219 191ZM20 181L21 180H19V178H17V176L14 175L13 182L15 183V186H19L21 184V183H19ZM25 181H27V180H25ZM71 183L73 184V186L70 185ZM133 184H138L137 185L138 187H137V191L134 192L132 194V196H131L129 192H131L132 188H134ZM257 185H259V187H256ZM24 186H25V183H24ZM19 188H23V187L22 186L18 187L15 190L17 191ZM84 188L85 189L87 188V189L85 190ZM81 189H83L85 191L81 192L80 191ZM150 190H149V192H151ZM255 190H256V192H255ZM146 191L148 192V190H146ZM19 193H20V191H19ZM166 195H168V194H165L164 197H162V199L163 198L165 199ZM172 199H174V197ZM212 199L215 202V199H216L215 194H213ZM244 199H250V200L252 199L251 204L250 203L245 204L244 203ZM30 200H32V201L30 202ZM210 201H207V202H210ZM3 202H4V200H3ZM77 202H78V205H77ZM169 203H171V201L170 200L168 201L167 197H166V201H162V205L165 206L166 209H168V208H170L172 206V204L169 205ZM242 203H244V205H246V206L245 207L244 206L241 207L243 205ZM155 204H156V201L154 200L152 202L151 206H155ZM199 205H203V204H199ZM157 207H158V205H157ZM211 207L214 208V209H211V210L215 211L214 205H212ZM12 209H14V208H12ZM163 209H161V210H163ZM9 210H7V208H5V210L3 208V210H2L3 213H6V214H4V216L6 215L5 216L6 218L3 216L6 220H7L8 216H9V212H11ZM40 210H42V211L40 212ZM73 210H75V211H73ZM153 211H154V209H153ZM2 212L0 211V213H2ZM19 212H21V211H19ZM158 212H159V210H158ZM167 212L168 211H166V213ZM11 213L14 215L13 212H11ZM32 213H34V212H32ZM54 214H52V215H54ZM72 214H70V215L72 216ZM41 215H42V213H41ZM70 215H68V217H71ZM73 215H75V214H73ZM62 216H60V217H62ZM26 217L28 218V216H26ZM51 217H53V216H51ZM73 217H75V216H73ZM165 217H164V219H165ZM253 217H254L255 220L252 219ZM0 218H2L1 214H0ZM33 218H35V217H33ZM53 218H50V222L49 223L40 222V223H42V224H39L40 225L39 227H41L40 229L41 230L42 229L46 230L48 227H50V228L54 227L53 229L51 228L52 230H54L56 228L60 229L61 227L59 225L61 224L60 223L61 221L60 222L58 221V224L55 221L54 222L52 221L53 222L52 223L51 219H53ZM75 218H77V217H75ZM39 219L40 218H38V220ZM67 219H69V218H67ZM88 220H90V218ZM21 221H22L21 217L20 218L17 217L16 219H11L9 224L5 223V221H4L5 224L3 223L4 225L3 224H1L2 226L0 225V256L2 257V262L0 261L1 262L0 264H39V263H42V261H44L45 259H49L50 256H54L55 254L56 255H61L62 257H64L63 255L66 252L65 251L63 252V250H60V249L58 250L56 245H55L56 246L55 249H50V248H52L54 246V243H55L54 239L51 238L54 241L52 247L47 246V245H50L48 243H49V241L51 239L48 241L47 240L48 238L45 237L46 241H48V243L45 242V240H42V239L39 240V238H36V236H35L37 234H32L33 231H35V230L38 231V229L32 230L31 229L32 226H30L32 223L30 225H29V223H28V225H24L23 222L20 223ZM24 221H25V219H24ZM56 221H57V219H56ZM62 221H65V219L62 220ZM79 221H80V223L83 222L84 218H81ZM161 221H162V219H161ZM33 222H38V221L36 220V221H33ZM122 222H124V224ZM143 222H144V224H143ZM66 223H69L68 220H67ZM142 224H143V234L140 235V234H138L136 232H138L137 230L141 228ZM67 225H70V224H67ZM77 225H78V223H77ZM26 226H28V227L30 226L29 227L30 232H29V230L26 231V229H28V228H26ZM82 227H83V225H82ZM33 228H36V227H33ZM88 229L86 231H89ZM57 230H56V232H57ZM71 230L69 231L68 234L70 235V237L71 236L73 237V235L75 233L74 231L77 232V230H73V231H71ZM146 230L148 232H145ZM48 232H49V230H48ZM50 232H52V231H50ZM54 234H51V235H54ZM76 234H78V233H76ZM164 234H165V237H168L167 235H169L170 233H166L164 231ZM47 235L49 236L50 233L47 234ZM55 235L58 236V234H55ZM193 235H195V236H193ZM244 236H250V237L247 238L246 241H241L242 237L244 238ZM198 237L206 238L207 239L206 243L205 244H198V241H199ZM58 238H60V237H57V239H56L57 242H58ZM80 238L82 239V236H80ZM208 239H210V241ZM52 240H51V242H52ZM62 241H64V239ZM74 242H76V240ZM182 242H183V239H182ZM78 243L81 245V243L79 241H78ZM57 244L59 245L58 247H61L59 243H57ZM166 244H167L166 247H170L171 249H179V248L176 247V244H173V243H170V242H166ZM25 246H27L30 249V250L27 249L29 253H27L25 251V249H26ZM70 246H72V245H70ZM134 246H136V247L133 248L130 251L129 249H131ZM154 246L157 247V245H154ZM178 246H180V245H178ZM47 248H49L48 250L51 253L48 252ZM19 250L22 251V252L23 251H25V252L21 253ZM121 250H123L124 254L126 255V257L124 256V259H122V260L119 258V257L122 256V254L119 253V252H121ZM127 250H129V251H127ZM261 250H263V249H261ZM55 251H58V252H55ZM87 251H89V250H86V252ZM116 251L121 256L117 257L118 253H116ZM123 252H121V253H123ZM19 253H21V254H19ZM25 253H27L29 256L27 254H25ZM73 253H74V255H76L75 252H73ZM156 253H158V252H156ZM84 254H85V252H84ZM174 254H175V252H174ZM260 254H261V252H260ZM24 255H27V257H29V258H24V260L25 259L27 260L26 262H22V260H17L18 257L19 258L20 257H24ZM80 255H82V254H80ZM152 256H153V254H152ZM85 257H86V255H85ZM203 257H206V258H203ZM239 257H240V254H239L238 258ZM121 258H123V257H121ZM147 258H148V256H147ZM141 259H142V257H141ZM151 259H153V257H151ZM154 259L156 261V258H154ZM261 259H263V258H261ZM143 260H145V259L143 258ZM74 261H76V260H74ZM159 262H160V260H159ZM237 262H238V260H237ZM262 262H263V260H262ZM164 263H162V264H164ZM238 263H241V262H238ZM85 264H87V262ZM147 264H148V262H147ZM200 264H201V262H200ZM241 264H244V263H241Z\"/></svg>", "mask_w": 264, "mask_h": 264}, {"label": "water", "instance_id": "obj_3", "mask_svg": "<svg viewBox=\"0 0 264 264\" xmlns=\"http://www.w3.org/2000/svg\"><path fill=\"white\" fill-rule=\"evenodd\" d=\"M49 23L52 25H59L64 21V16L60 14H55L49 17ZM108 45L113 47L116 50H122L127 46V42L125 38L120 36H114L111 39L105 40ZM169 51V45L164 43H159L158 45H152L150 47V52L155 55H162ZM252 61L250 59H244L241 61V64L243 67H249L251 65ZM169 78H175V73H169ZM37 111L42 112L43 107L39 106L36 108ZM50 111L45 112V116L50 115ZM29 149L28 144L25 140H23L20 136H11L9 137V140L5 144V153L4 158H11V159H19L23 155L27 153V150ZM168 238L174 239L173 235H167ZM201 264H209V263H201Z\"/></svg>", "mask_w": 264, "mask_h": 264}, {"label": "crops", "instance_id": "obj_4", "mask_svg": "<svg viewBox=\"0 0 264 264\" xmlns=\"http://www.w3.org/2000/svg\"><path fill=\"white\" fill-rule=\"evenodd\" d=\"M78 112H79V111H78ZM78 112H77V113H78ZM77 116H78V115H77ZM78 117H81V116H78ZM94 120H95V119H94Z\"/></svg>", "mask_w": 264, "mask_h": 264}]
</instances>
